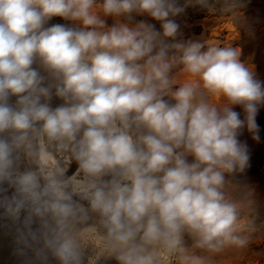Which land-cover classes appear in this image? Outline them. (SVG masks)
<instances>
[{
  "label": "clouds",
  "instance_id": "clouds-1",
  "mask_svg": "<svg viewBox=\"0 0 264 264\" xmlns=\"http://www.w3.org/2000/svg\"><path fill=\"white\" fill-rule=\"evenodd\" d=\"M193 5L244 6L0 0V218L22 264H218L264 227L232 180L242 130L261 138L264 82L230 42L180 38Z\"/></svg>",
  "mask_w": 264,
  "mask_h": 264
},
{
  "label": "rangeland",
  "instance_id": "rangeland-1",
  "mask_svg": "<svg viewBox=\"0 0 264 264\" xmlns=\"http://www.w3.org/2000/svg\"><path fill=\"white\" fill-rule=\"evenodd\" d=\"M185 0H179L183 5ZM244 5L236 17L225 15L219 11H207L199 6H189L185 12L175 18L180 25L182 39H200L205 41L230 42L232 47L241 50V60L253 67L256 78L264 82V0H241ZM136 21L144 20L155 25L160 30V23L148 16H136ZM109 26L113 18L107 17ZM65 24L72 26L73 22L61 17H53L47 26ZM15 101V97L12 98ZM62 101L53 98L52 106H58ZM241 119L245 113L240 106H234ZM256 122L260 126V140L252 138L247 128L239 136L241 142L247 144L249 153L248 167L243 173L232 177L234 183L253 191L257 204V224L264 222V106H261ZM191 159V157L189 158ZM77 165L72 163L68 175L75 172ZM10 194V192H9ZM14 227L11 222L0 218V264H22V259L15 254ZM190 244L191 241L189 240ZM218 264H264V227L258 231L250 247L243 251H229L223 257L217 258ZM55 264V262H53ZM101 264H117L115 260L101 261Z\"/></svg>",
  "mask_w": 264,
  "mask_h": 264
},
{
  "label": "built area",
  "instance_id": "built-area-1",
  "mask_svg": "<svg viewBox=\"0 0 264 264\" xmlns=\"http://www.w3.org/2000/svg\"><path fill=\"white\" fill-rule=\"evenodd\" d=\"M263 170H264V168H263Z\"/></svg>",
  "mask_w": 264,
  "mask_h": 264
}]
</instances>
